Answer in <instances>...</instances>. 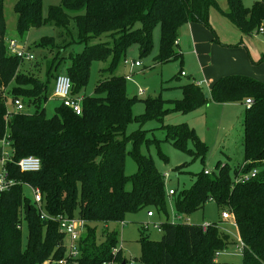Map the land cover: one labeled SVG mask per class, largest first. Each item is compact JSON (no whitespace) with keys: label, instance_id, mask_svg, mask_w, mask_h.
Returning a JSON list of instances; mask_svg holds the SVG:
<instances>
[{"label":"trees","instance_id":"obj_1","mask_svg":"<svg viewBox=\"0 0 264 264\" xmlns=\"http://www.w3.org/2000/svg\"><path fill=\"white\" fill-rule=\"evenodd\" d=\"M3 2L0 0V141L4 140L9 148L5 168L20 183L0 193V264H55L65 254L64 235L51 218L59 214L77 216L83 221L77 264L111 260L127 264L120 249L112 253L118 246L119 232L110 225L124 222L126 216L144 208L150 212L156 208L166 214L164 175L153 159L140 151L142 145H150L142 126L149 120L162 124L171 112L187 114L204 107L208 100L205 93L215 102L244 103L251 98L241 118L242 164L234 166L218 160L212 170L196 173L189 188L174 191L175 212L187 216L213 201L220 212L228 211L235 222L237 236L243 243L241 264H264V83L236 74L217 79L208 91L193 81L181 84L179 99H138L126 94L125 76L114 73L133 42L138 43L140 53L151 49L152 29L157 24L160 50L155 59L182 62V54L176 48L181 26L197 23L209 27V10L215 6L234 29L252 35L264 28L263 3L254 1L246 7L241 0H225L227 7L223 10L218 0H62L59 5H50L47 17H43L42 0H19L15 13L20 36L45 23L58 29V41L49 37L39 41L41 46L50 45L57 51L47 64L46 80L42 82L21 73L22 61L7 51ZM73 43L83 44V49L61 53ZM93 59L108 60V66L101 69L102 78L93 94L85 96L82 92ZM66 62L63 74L71 80V95L82 97L81 113L75 114L61 103L51 117H46L44 105L53 89L49 82L53 78L54 83L59 74L55 73L57 67ZM9 85L10 98L20 94L32 112H16L5 119L4 90ZM137 101L143 103V112L134 115ZM133 122L139 127L128 134L126 129ZM160 127L164 129L165 141L193 159L204 161L207 146L193 127L185 122ZM160 141L154 145L166 162ZM128 143L132 148L126 151ZM127 153L136 164V171L130 175L125 173ZM27 155L40 159L38 171L19 169L17 161ZM252 170H256L254 177L249 176ZM23 183L39 188L48 218L40 216L32 198L25 195L24 189L28 188ZM23 224L28 230L25 244ZM218 225L212 223L202 231L199 224L166 218L160 223L158 240L141 232L139 262L227 264L218 261L217 256L232 240Z\"/></svg>","mask_w":264,"mask_h":264},{"label":"rangeland","instance_id":"obj_2","mask_svg":"<svg viewBox=\"0 0 264 264\" xmlns=\"http://www.w3.org/2000/svg\"><path fill=\"white\" fill-rule=\"evenodd\" d=\"M18 1L4 0L3 2L5 41L15 39L32 52L34 58L30 61L20 62L19 70L21 73L34 76L43 82L46 80L47 64L49 60L53 59L57 51L50 45L41 46L39 41L43 37L58 41V29L51 23H45L29 29L23 36H20L16 30L15 13V6ZM218 1L220 8L224 10L227 7L225 0ZM254 1H261L264 5V0H241V3L243 6L250 7ZM61 2L62 0H42V16L47 17L50 5H59ZM71 31L75 36L76 30L71 27ZM151 40V49L145 54L140 53L139 45L136 42L127 48L126 58L139 60L140 66L124 64L121 61L114 72L117 75L129 74L131 76L130 80H125V91L130 97L146 99L160 96L163 99H179L181 97L179 85L181 84L198 80L201 88L208 91L210 83L221 77L236 74L247 75L264 83V34L256 32L252 35L242 34L229 24L221 10L215 6L209 10V27L195 23L185 24L178 29L176 48L182 54V62L180 60L162 62L155 59L160 50V27L158 24L152 29ZM82 49L83 44L73 43L61 53L80 52ZM67 65V62L60 64L55 73L63 74ZM107 66L108 60L93 59L91 61L88 83L82 94L85 96L93 94L94 86L102 78L100 71ZM180 71H184L186 76L180 75ZM52 84L53 78L49 82L50 87ZM11 85L4 90L7 98L6 105L10 110ZM138 88L144 91L141 95L138 94ZM17 95L21 98L20 94ZM23 100L25 101V99ZM61 103L60 99L49 95L44 105L46 117H51L55 108ZM244 106V103L239 104L237 102H215L209 96L204 107H199L187 114L168 113L163 118L162 124L157 120H149L143 124L142 129L147 130L146 137L149 138L150 145H142L140 151L150 156L158 171L164 175L167 193L166 214L158 212L156 208H151L154 216L149 217L147 216V209L144 208L135 214L126 216L124 224L112 223L110 225L111 229L115 228L119 232L118 247L126 259L133 264H140L141 250L138 238L142 234L141 232L147 234L150 239L158 240L161 231L154 228V224L169 218V221L190 224L200 225L204 222L219 224V228L230 236L232 243L219 252L217 260L227 264H241L242 257L236 227L231 220L222 218L215 203L208 201L202 209L190 215H178L175 212L173 194H168V190L177 192L182 188H189L196 173L201 170H212L218 160L234 166L242 163L241 118ZM166 107H170V105L167 104ZM25 109V112L33 111L31 106ZM142 112L143 103L137 101L133 106V114L138 115ZM184 121L194 128L198 138L207 146L203 162L198 158L193 159L184 150L164 140L165 132L160 127L161 125H173ZM138 127L139 124L133 122L128 125L126 132L129 134ZM159 141L160 151L167 157L166 162L157 154L154 144ZM1 147H3L4 152L9 153L7 144ZM131 148V144L128 143L126 151ZM0 152H2L1 148ZM135 171L136 164L127 153L125 156V173L130 175ZM24 193L28 198H32L28 189H24ZM27 233V226L23 224L21 230L23 244L27 241Z\"/></svg>","mask_w":264,"mask_h":264},{"label":"built area","instance_id":"obj_3","mask_svg":"<svg viewBox=\"0 0 264 264\" xmlns=\"http://www.w3.org/2000/svg\"><path fill=\"white\" fill-rule=\"evenodd\" d=\"M257 33L264 34V28H259ZM7 45V51L8 53L15 55L20 58L21 61H30L34 58L32 52L27 50L24 46V44H21L15 39H9L6 41ZM124 64H134L135 66H140L141 62L139 60H131L128 58H125L123 60ZM181 74L184 75L185 73L181 71ZM125 78L127 80L131 79V76L125 75ZM197 85L200 86V82H196ZM138 94L141 95L144 91L140 88L137 89ZM71 80L66 74H58L54 80L53 83V89H52V96L57 97L61 100L62 104L70 108L75 114L81 113V96H72L71 95ZM252 100L251 98H246L244 100V105L249 106L251 104ZM7 103V98L5 96V104ZM9 105L11 106V110L8 109L6 105V114L5 119L7 120L10 118L14 113L16 112H25L26 106L24 105L21 98H9ZM2 145H6L7 143L4 140L0 141ZM8 145V144H7ZM9 158V153H4L0 155V193L9 190L14 185L19 184L20 182L16 181L12 177L9 176L7 169L5 168V162ZM17 166L19 169L23 172H35L40 169L41 161L37 156L34 155H27L22 158H20L17 161ZM205 172H208V170H205ZM256 174V170H252L249 173L250 177H254ZM23 186L27 187L29 191L31 192L32 201L35 204V207L40 212V216L42 218H48L47 214L44 211L43 208V198L41 195V192L39 188L32 187L27 183H23ZM168 194H174V190H168ZM222 218L229 219L233 222L234 226L235 222L232 219L230 213L228 211H222L220 212ZM153 212L147 211V216H153ZM52 219L56 220L58 223L59 231L64 235V249L65 254L60 259H57L55 261V264H77V260L80 254L79 250V243L81 234L84 231L83 227V221L77 217H69L63 214L56 215L55 217H51ZM175 222V221H171ZM119 224H124V222H119ZM201 225L202 231H206L212 223L204 222ZM20 227V225L18 226ZM154 228H156L158 231H160V223H155ZM239 240V249L242 251L243 243ZM120 248L117 246L112 249V253L116 254ZM103 264H118L116 261H108L103 262ZM127 264H133L128 260Z\"/></svg>","mask_w":264,"mask_h":264},{"label":"crops","instance_id":"obj_4","mask_svg":"<svg viewBox=\"0 0 264 264\" xmlns=\"http://www.w3.org/2000/svg\"><path fill=\"white\" fill-rule=\"evenodd\" d=\"M189 25H191V24H189ZM183 72H184V71H183ZM180 75H182L181 72H180ZM184 76H186V74H184ZM193 80H194V79H193ZM194 81H195V80H194ZM196 82H199V81L196 80ZM210 84H211V83H210ZM51 95H52V94H51ZM208 97H209V94H208ZM233 103H235V102H233ZM237 103H238V102H237ZM239 104H243V103H239ZM184 122H185V121H184ZM0 144H1V142H0ZM1 146H4V145L1 144ZM1 146H0V148L2 149V152H0V155L6 153V152L3 151L4 149H3V147H1ZM241 164H242V163H241ZM153 216H154V215H153Z\"/></svg>","mask_w":264,"mask_h":264},{"label":"water","instance_id":"obj_5","mask_svg":"<svg viewBox=\"0 0 264 264\" xmlns=\"http://www.w3.org/2000/svg\"><path fill=\"white\" fill-rule=\"evenodd\" d=\"M204 95H205V97H208V93H205Z\"/></svg>","mask_w":264,"mask_h":264}]
</instances>
